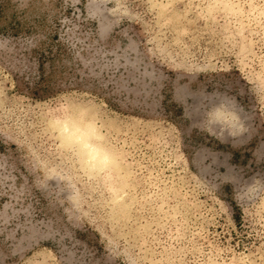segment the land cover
<instances>
[{
  "label": "rangeland",
  "instance_id": "1",
  "mask_svg": "<svg viewBox=\"0 0 264 264\" xmlns=\"http://www.w3.org/2000/svg\"><path fill=\"white\" fill-rule=\"evenodd\" d=\"M0 264H264V0H0Z\"/></svg>",
  "mask_w": 264,
  "mask_h": 264
},
{
  "label": "bare ground",
  "instance_id": "2",
  "mask_svg": "<svg viewBox=\"0 0 264 264\" xmlns=\"http://www.w3.org/2000/svg\"><path fill=\"white\" fill-rule=\"evenodd\" d=\"M58 120L61 125L62 133L67 135L71 140H74L77 143H79L80 146H83L84 149L87 150V161L89 162L91 169L94 168L98 170L102 167H108L110 169V164L113 165L111 163V155H110L111 153H109L108 150L105 149V147L98 145L97 144L98 141L95 143L94 139H98L100 137V133L98 132L97 127L91 121L89 120L86 121L84 119H83L84 121L82 122L76 121L75 117H73L70 114ZM115 166H116V162H115ZM112 168H114V165Z\"/></svg>",
  "mask_w": 264,
  "mask_h": 264
}]
</instances>
